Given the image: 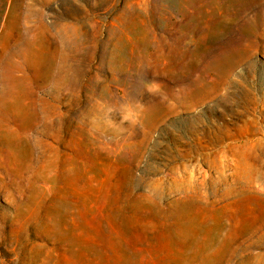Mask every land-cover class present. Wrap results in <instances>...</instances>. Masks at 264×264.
<instances>
[{"label": "rangeland", "instance_id": "obj_1", "mask_svg": "<svg viewBox=\"0 0 264 264\" xmlns=\"http://www.w3.org/2000/svg\"><path fill=\"white\" fill-rule=\"evenodd\" d=\"M4 50L0 264H264V0H0Z\"/></svg>", "mask_w": 264, "mask_h": 264}, {"label": "bare ground", "instance_id": "obj_2", "mask_svg": "<svg viewBox=\"0 0 264 264\" xmlns=\"http://www.w3.org/2000/svg\"><path fill=\"white\" fill-rule=\"evenodd\" d=\"M259 122H264V120L263 119H261ZM258 131H262L261 129H259ZM263 132V131H262ZM264 133V132H263ZM264 139V138H263ZM261 143V142H260ZM245 152H247V151H245ZM244 152V153H245ZM238 165H239V167H238ZM242 166L240 167V164H238V163H235L234 164V171H236V172H241L242 170ZM243 172V171H242Z\"/></svg>", "mask_w": 264, "mask_h": 264}, {"label": "crops", "instance_id": "obj_3", "mask_svg": "<svg viewBox=\"0 0 264 264\" xmlns=\"http://www.w3.org/2000/svg\"><path fill=\"white\" fill-rule=\"evenodd\" d=\"M1 52L4 53V54L9 53L7 50L0 51V54H1Z\"/></svg>", "mask_w": 264, "mask_h": 264}]
</instances>
